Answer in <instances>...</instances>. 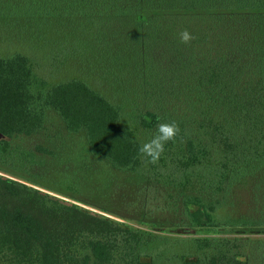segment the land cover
<instances>
[{
    "label": "trees",
    "instance_id": "obj_1",
    "mask_svg": "<svg viewBox=\"0 0 264 264\" xmlns=\"http://www.w3.org/2000/svg\"><path fill=\"white\" fill-rule=\"evenodd\" d=\"M0 22L122 99L80 78L39 89L27 55L0 53V164L42 167L50 150L13 143L39 135L48 110L120 172L143 159L125 109L150 138L175 121L147 168L164 188L150 207L178 199L189 229L264 230V0H0ZM0 264H264V237L161 236L0 174Z\"/></svg>",
    "mask_w": 264,
    "mask_h": 264
},
{
    "label": "rangeland",
    "instance_id": "obj_2",
    "mask_svg": "<svg viewBox=\"0 0 264 264\" xmlns=\"http://www.w3.org/2000/svg\"><path fill=\"white\" fill-rule=\"evenodd\" d=\"M13 26L0 22V53L9 55L23 53L30 59L36 75V86L44 89L60 81L80 78L87 80L92 87L105 96L121 104L122 99L116 90L110 86L107 78H98L93 71L72 63H61L51 47L41 40H28L13 32ZM16 28V27H15ZM27 41H34L27 42ZM125 127L137 139L146 142L150 134L142 130L133 112L125 109ZM33 150L35 144H40L51 151L45 155L42 167L23 168L17 158L8 163L0 164V174L23 181L45 192L62 199L78 203L95 212L107 215L116 220L127 222L135 227L170 238L190 237H230L245 235L253 238L264 237V230H246L237 233L226 228L186 227L183 207L177 199H172L174 207L165 211L152 209L162 202L159 185L152 184L147 168L149 163L142 159L141 167L134 172H120L114 169L106 160L94 158L88 149L83 133L70 134L57 113L48 110L42 132L30 139L13 143ZM17 155V153H15ZM154 187L157 189L154 194ZM244 193V194H243ZM242 199H246L245 191ZM170 197L165 195V201ZM162 205H165L163 202ZM241 209V208H240ZM189 231L190 233H186ZM243 231V230H241Z\"/></svg>",
    "mask_w": 264,
    "mask_h": 264
},
{
    "label": "clouds",
    "instance_id": "obj_3",
    "mask_svg": "<svg viewBox=\"0 0 264 264\" xmlns=\"http://www.w3.org/2000/svg\"><path fill=\"white\" fill-rule=\"evenodd\" d=\"M195 37L184 30L180 33V40L184 44H189ZM179 127L175 121L159 123L155 134L138 148V153L145 158L149 164L158 163L164 152L165 144L175 140L179 134Z\"/></svg>",
    "mask_w": 264,
    "mask_h": 264
},
{
    "label": "water",
    "instance_id": "obj_4",
    "mask_svg": "<svg viewBox=\"0 0 264 264\" xmlns=\"http://www.w3.org/2000/svg\"><path fill=\"white\" fill-rule=\"evenodd\" d=\"M3 137V135L2 134H0V138H2Z\"/></svg>",
    "mask_w": 264,
    "mask_h": 264
}]
</instances>
